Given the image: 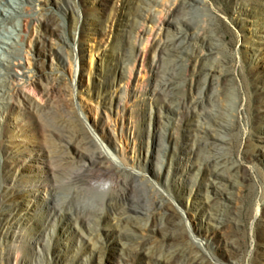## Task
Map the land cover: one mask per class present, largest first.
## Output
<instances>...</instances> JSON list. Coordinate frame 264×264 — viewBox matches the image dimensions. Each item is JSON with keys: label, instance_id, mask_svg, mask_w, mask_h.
I'll return each mask as SVG.
<instances>
[{"label": "rangeland", "instance_id": "rangeland-1", "mask_svg": "<svg viewBox=\"0 0 264 264\" xmlns=\"http://www.w3.org/2000/svg\"><path fill=\"white\" fill-rule=\"evenodd\" d=\"M133 1L36 0L25 2L23 17L20 9L15 8L18 2L0 1V18L8 20L0 37L13 38L11 35H15L18 29L10 20L11 16L6 15L5 7L16 14L23 29L24 43L19 49L21 55L16 59L22 66L18 67L19 77L15 84L25 88L35 99L32 113L23 117L19 112L17 118L14 112H10L0 129V185L2 190H8V196L0 204L12 208L13 221L11 236H0V264H100L98 256L92 253L98 249L92 247L99 248L107 240L109 231L118 228L120 221L111 211L109 216L107 214L106 196L113 180L110 171H94L93 182L103 184L95 194L79 192L78 186L84 183L70 180L68 171L61 172L58 177L48 174L46 179L44 174L38 178L37 171L35 175L29 171L28 167L33 163L42 170L45 164L50 166L46 159L43 162L31 160L29 149L34 147L40 152L48 143L44 128L46 119L62 115L59 111L44 110L43 107L56 96L45 90L39 79L28 77L36 71L42 73L43 79L47 75L64 78V84L69 87V107H75L87 119L89 128L110 155L108 164H114L113 157L119 156L125 165L160 180L159 186L171 193L183 213V225L199 240L207 241L193 232L195 219H200L198 206L207 200L206 194L214 196L215 191L210 180L198 169L201 159L192 152L193 131L189 127L199 122L209 128L211 134L227 138L228 144L218 152L219 157L229 163H241L242 171L247 174V177L239 175L235 181L221 180L220 183L231 196L230 207L234 216V226L227 227L226 232L237 239L240 247L234 251L233 248L213 246L210 251L219 264H252L258 250L264 252V119L260 115L264 107V0H205L202 4L159 0V4L149 11L155 19L140 22L131 37L141 50L135 58L123 60L121 56L129 40L124 31L127 20L134 15ZM178 5L187 6V16L192 21H177L168 28L166 18L170 8ZM73 8L77 18L74 25ZM41 10L53 12L65 24L50 36L52 50L46 55L39 50L42 25L36 20V12ZM108 15L111 19L102 24V18ZM86 18L97 25L88 26ZM197 23H213L219 36L217 44L199 45V49L211 60L217 59L218 64L231 74L226 87L229 96L217 99L214 106L209 105L210 109L218 105L222 107L221 115L233 123L227 129L216 128L213 121L205 117L192 120L166 112L152 94L157 76L153 44L166 37L169 31L171 36L188 33V38L195 42L194 46H198L193 37L201 30ZM74 33L77 39L68 45L65 39ZM62 47H65L64 52ZM2 51L0 45V53ZM41 64H44L43 68ZM116 69L124 70L123 79L114 78ZM200 78L199 94H206L212 83L216 85L222 80L214 74H202ZM110 80L113 85L107 91ZM179 87H184L183 80L179 81ZM108 92L121 102L119 112L105 104ZM215 97L219 96L216 94ZM227 104L234 107L233 110L225 108ZM150 120L153 124L149 143L146 130L150 127ZM100 121L116 129L117 149L97 127ZM170 133L172 137L169 139ZM164 144L169 145L165 148ZM75 146L73 143L72 147ZM170 151L174 155V168L169 177L159 179V173L166 167L164 161L169 162ZM69 168V173L76 169L74 165ZM135 194L139 195V190ZM12 196L16 200L11 199ZM95 210L104 211L101 220L89 218L88 213ZM258 210L260 218L255 216ZM140 215L146 214L142 211ZM78 229L85 234H77ZM143 237H152L155 243L162 239L160 232L145 230L123 240L130 242L131 238ZM114 247L117 254L128 255L122 244ZM128 256L133 264L157 262L154 258L146 263L141 258ZM105 264L126 263L123 258H111L108 254Z\"/></svg>", "mask_w": 264, "mask_h": 264}, {"label": "bare ground", "instance_id": "bare-ground-1", "mask_svg": "<svg viewBox=\"0 0 264 264\" xmlns=\"http://www.w3.org/2000/svg\"><path fill=\"white\" fill-rule=\"evenodd\" d=\"M3 1V0H0ZM18 2L15 8L20 9L21 15H25V2H35L36 0H10ZM189 4H202L205 0H185ZM5 4H8L7 1ZM159 0H134V15L127 20L125 35L129 38L125 44V48L121 58L123 60H131L135 58L141 50L139 46L131 39L133 32L137 30L140 22L154 20L155 15L149 11ZM175 5V3H172ZM6 15H10L15 23L16 34L11 37H0V45L3 50L0 53V129L2 128L5 117L14 112L18 118L21 112L24 116L33 112L35 99L23 87L15 84V80L19 77V69L22 63L16 59L21 55L19 49L24 43L22 36L21 21L16 18V14L9 8H4ZM75 8H73L72 24L76 23ZM1 12V11H0ZM3 13V12H2ZM36 20L42 25L40 52L42 54L49 53L52 50V43L49 41L51 35L59 28H63L64 23L60 22L58 17L50 11L41 10L36 12ZM189 9L186 5H178L170 8L166 24L168 28L174 22H191L188 17ZM0 33L7 28L5 17L0 18ZM111 16L102 18V24L109 21ZM88 26L97 25L89 19H85ZM86 25V26H87ZM85 26V27H86ZM103 27V25H102ZM199 33L194 34L198 46H194L190 40L188 33L177 34L171 36L169 31L166 37L159 38L152 47L154 52V60L157 76L152 87V94L155 99L161 103L162 108L172 113H178L183 117H189L192 120L205 117L211 119L218 129H227L233 126V123L221 115L222 107L220 105L210 109L209 105H216L217 99H225L230 92L226 89L230 83L231 74L225 70L224 66L218 64V60L204 56L199 45L213 46L217 44L219 36L214 31L213 23L198 24ZM61 35V34H60ZM63 37V36H62ZM77 39L74 33L67 37L65 41L71 45L73 40ZM140 49V50H139ZM62 52L65 47H62ZM185 65L184 68H181ZM42 68L44 64H41ZM214 72V73H213ZM218 72V73H215ZM28 72H26L27 74ZM202 74H214V76L222 77L216 85L212 83V88L206 94H199L201 90ZM218 74V75H216ZM29 78L39 79L43 88L54 94L55 100L49 101L44 108L46 111H59L62 113L59 118H47L44 123L45 134L48 143L41 147L40 152L35 151L32 147L29 149L31 160L34 162H43L44 159L50 163L45 164L44 170L38 168V164H30L28 169L38 178L44 174L45 179L48 174L58 177L61 172H67L70 180L77 183H84L78 186L79 192L94 193L101 190L102 183H95L92 177L94 171L111 172L112 184L109 183L107 191V214L112 212L115 217L120 219L118 228L115 231H109L107 240L103 242L98 249L92 253L98 256V263L105 264V256L116 257L127 264H133L128 255L133 258H141L144 262L157 260L156 264H219L213 258L210 248L219 247L227 248L234 251L240 244L236 238L231 237L226 230L227 227H233V213L231 209V196L221 186V180L235 181L237 176L247 177L242 171L241 163H229L219 157L218 152L228 144V139L224 136L211 134L210 129L201 126L196 122L189 129L193 131V151L201 161L198 163V169L205 174L210 180L212 190L215 195L206 194L207 200L202 202L198 209L200 215L195 219L193 232L196 236L207 239V241L195 238L183 225V213L173 201L171 193L159 186L160 180H154L140 170H136L129 165H125L119 156L113 157L114 164H108L107 157L109 153L106 151L100 139L89 128L87 119L75 107H69V87L64 84V78L58 75H47L42 78V73L36 71L35 74H28ZM125 77V72L119 69L114 72V78ZM184 81V87H179V81ZM113 85V81H109L106 90ZM217 96L219 97H215ZM214 95V96H213ZM106 105L114 111L121 108V102L118 97L108 92ZM19 108V106H21ZM225 108L233 110L229 104ZM9 110V112H8ZM168 118V113H164ZM261 117L264 119V107L262 108ZM108 116L110 114L108 113ZM25 122V119H24ZM153 121L150 120V127L146 130L149 138L152 132ZM97 127L102 130L103 136L112 144L115 149L118 145L117 131L111 126L105 125L101 121L97 123ZM172 137L170 133L169 139ZM150 143V138H149ZM75 143V148L72 144ZM168 147L169 144H164ZM191 154V149L188 148ZM28 153V152H27ZM173 153L170 151L169 162L166 164L165 170L159 173L161 177H169L174 166ZM165 160V159H164ZM167 160V159H166ZM74 165L76 169L69 173V166ZM30 175V174H29ZM145 186V187H144ZM139 190V195L135 191ZM8 196V190H2L0 185V202ZM57 199L56 197H54ZM13 200H16L12 196ZM12 208L9 206L2 207L0 204V236L9 238L11 236ZM111 211V212H110ZM144 211L145 216H141L140 212ZM255 214L256 218H260L259 212ZM104 211H91L89 218L101 220ZM199 214V213H198ZM264 216V214H263ZM83 217V216H82ZM86 219V217H84ZM90 229V228H89ZM160 232L162 239L160 243H155L152 237H143L132 239L130 242L124 241L126 237L131 235L137 236L142 231ZM83 231V230H82ZM90 231H92L90 229ZM77 232V231H76ZM93 233V231H92ZM79 235L85 234L78 229ZM92 237V236H90ZM102 236H100L101 238ZM264 239V237H263ZM264 242V241H263ZM115 244H122L128 255L117 254ZM91 249V250H92ZM259 251L252 258V264H264V252ZM263 254H262V253ZM126 259V260H125Z\"/></svg>", "mask_w": 264, "mask_h": 264}]
</instances>
